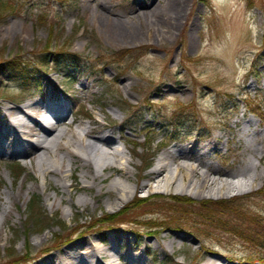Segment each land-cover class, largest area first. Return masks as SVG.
Here are the masks:
<instances>
[{"label":"rangeland","instance_id":"1","mask_svg":"<svg viewBox=\"0 0 264 264\" xmlns=\"http://www.w3.org/2000/svg\"><path fill=\"white\" fill-rule=\"evenodd\" d=\"M0 13V62L14 56L44 62L41 68L34 65V83L27 88L0 67V103H23L48 78L60 98L90 95V102L74 98L76 115L88 124L81 111L92 112L116 131L122 127L128 141L127 148L119 141L125 157L120 165L129 171L125 183L130 190L143 181L141 175L159 153L176 143L218 145L213 165L221 167L216 175L222 178L261 175L251 187L242 184L212 196L206 194L210 188L201 196H192L191 188L138 190L115 203L111 192L99 206L84 189L70 188L73 201L87 199L82 206L70 204L64 188L85 183L78 169L75 179L48 175L45 182L27 159L1 156L0 191H19L20 196L1 230L0 264H37L79 239L107 240L116 231L129 239L118 250L136 242L143 253V262L131 264H196L206 250L223 256L222 264H264V258L253 263L264 257L259 248L264 245L263 216L250 229V241L187 222L163 232L142 225L146 218L166 215L149 202L167 196L233 198L264 215V192L259 193L264 185V0H0ZM19 28L25 31L17 34ZM91 76L98 83L84 89L82 81ZM242 129L248 135L255 131L258 138L250 141ZM14 162L22 171L17 178L9 170ZM180 178L178 174L179 184ZM98 187L93 183L91 192ZM31 196L40 200V221L29 212ZM137 197L147 201L131 207ZM125 209L115 220L101 221L106 213Z\"/></svg>","mask_w":264,"mask_h":264},{"label":"bare ground","instance_id":"2","mask_svg":"<svg viewBox=\"0 0 264 264\" xmlns=\"http://www.w3.org/2000/svg\"><path fill=\"white\" fill-rule=\"evenodd\" d=\"M22 31L25 29L19 28L17 34ZM126 80H128L127 76L122 81ZM91 82L98 83L96 78L91 76L84 79L81 85L87 89ZM74 96L70 95L68 99L65 96H63L64 99L60 98L52 80L48 78L43 80V85L37 93L26 98L23 103L13 105L0 103V157L18 156L27 159L30 162V169L41 174L45 182L48 175H56L60 178L70 176L75 179L73 172L78 169L85 183L82 185L69 183L64 187L68 192L70 204L75 202L77 205H87L85 197H77L73 201L70 189L72 187L84 189L93 205L99 206L104 195L107 196L111 192L114 193L115 203L126 201L129 194L138 190L149 193L170 190L182 192L191 188L193 189L190 192L192 196H201L205 195L202 190L210 188L211 191L207 190L206 194L212 196L224 191L229 192L242 184L251 187L254 179L261 178L258 173L242 175L231 180L217 176L221 167L213 165L212 153L218 145L208 142L197 147L195 144L176 143L159 153L155 162L141 175L143 181L134 184L130 190L125 183L128 180L129 171L120 165L125 157L119 146L121 140L126 147L128 137L121 132V126L116 131L114 125H107L95 117L92 112L86 113L89 119L88 124L80 121L76 115L79 109L75 108L74 98L77 100L84 98L88 102L93 99L86 94L85 96ZM249 121L250 119L246 120V122ZM246 132L247 130L242 129L241 135H248ZM255 134V131L249 133L250 141L258 138ZM180 158L183 160L180 161ZM192 159L198 160V163L190 162ZM178 174L181 177V184L177 182ZM93 183H98L99 187L96 192L92 193ZM22 188L21 183L19 190ZM19 196V191L16 193L0 191V240L2 227L12 213L10 205L14 204ZM121 233V231L113 232L107 240L103 238L93 241L79 239L57 256L43 259L37 264L143 262V253L138 250L136 242L130 243L123 251L118 250L127 241L129 242V239ZM174 237L180 236L175 234ZM122 256L125 257L123 263ZM222 260H225L223 256L212 250H206L201 261L196 264H222Z\"/></svg>","mask_w":264,"mask_h":264},{"label":"trees","instance_id":"3","mask_svg":"<svg viewBox=\"0 0 264 264\" xmlns=\"http://www.w3.org/2000/svg\"><path fill=\"white\" fill-rule=\"evenodd\" d=\"M1 15V13H0ZM72 60V58H71ZM42 60H40L41 62ZM36 62L25 60L22 56H14L5 58L0 62V67L8 74L9 78L21 82L23 87L33 86L34 65ZM57 65V63H53ZM9 170L17 178L22 174L17 163L9 165ZM264 192L263 188L259 191ZM32 197V196H31ZM131 207H139L144 205L147 198L137 197L134 199ZM28 206L31 216L36 215V220L40 221L43 213L39 208L40 200L33 196ZM152 205H160L166 211V215L146 218L142 225L148 230H169L171 227L177 228L182 222L192 223V225L202 230H219L228 232L233 236L239 237L241 240H253L251 228L259 224L262 219L261 213L250 212L242 207L236 199H218V200H200L195 201L190 198L180 196H167L162 199H153L149 202ZM126 209L117 213H106L102 222L113 221L119 216L125 214ZM34 217V216H33ZM95 222L92 226L96 225ZM264 250V245H259Z\"/></svg>","mask_w":264,"mask_h":264}]
</instances>
